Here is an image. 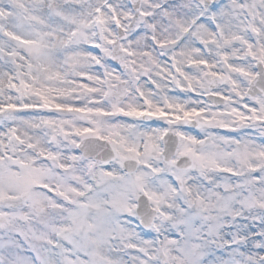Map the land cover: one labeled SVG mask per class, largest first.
<instances>
[{
	"label": "snow or ice",
	"instance_id": "6c2138e0",
	"mask_svg": "<svg viewBox=\"0 0 264 264\" xmlns=\"http://www.w3.org/2000/svg\"><path fill=\"white\" fill-rule=\"evenodd\" d=\"M0 264H264V0H0Z\"/></svg>",
	"mask_w": 264,
	"mask_h": 264
}]
</instances>
